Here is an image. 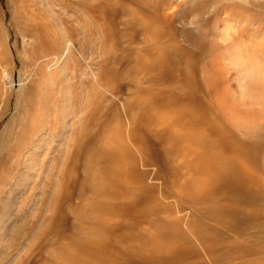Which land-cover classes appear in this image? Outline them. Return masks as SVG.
<instances>
[{"label":"bare ground","instance_id":"obj_1","mask_svg":"<svg viewBox=\"0 0 264 264\" xmlns=\"http://www.w3.org/2000/svg\"><path fill=\"white\" fill-rule=\"evenodd\" d=\"M54 10L87 17L107 47L127 36L118 60H132V73L150 75L139 120L155 131L132 143L140 171L132 166L125 180L135 189L124 196L123 186L112 185L109 198L132 201L106 211L131 219L139 205L142 214L155 202L152 214L164 210L167 218L127 236L120 221L96 222L97 238L64 264H264V0H37L31 41L46 45L45 65H61L73 48L79 52L81 36L72 38ZM15 12L19 21L27 15L22 4ZM147 180L168 186L171 194L161 188L160 195L169 204ZM115 233L125 254L109 241Z\"/></svg>","mask_w":264,"mask_h":264},{"label":"rangeland","instance_id":"obj_2","mask_svg":"<svg viewBox=\"0 0 264 264\" xmlns=\"http://www.w3.org/2000/svg\"><path fill=\"white\" fill-rule=\"evenodd\" d=\"M36 2L0 0V264H64L66 255L97 238L96 222L120 221L127 236L167 219L164 210L152 214L159 207L155 202L142 214L139 205L131 219L106 211L113 203L132 201L109 198L112 185L123 186L124 196L135 189L125 180V173L132 179V166L140 171L132 143L155 131L154 124L139 120L143 100L151 94L150 83L145 84L150 75L132 73L137 71L132 60H118L128 37L107 47L87 17L54 10L72 38L81 37L75 42L79 52L68 50L61 65L47 61L48 67L40 60L46 45L31 41L29 21ZM21 4L27 11L24 22L15 12ZM47 25L56 34V26ZM49 36L47 31L44 38L50 44ZM106 69L126 71L107 75ZM152 87L155 91L158 85ZM126 152L134 155L132 162L125 159ZM148 182L157 183L158 200L169 204L160 195L168 186ZM118 234L109 241L125 254Z\"/></svg>","mask_w":264,"mask_h":264}]
</instances>
